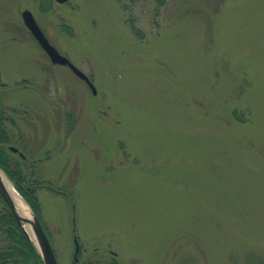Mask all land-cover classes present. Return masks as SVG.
Returning a JSON list of instances; mask_svg holds the SVG:
<instances>
[{"label": "rangeland", "instance_id": "rangeland-1", "mask_svg": "<svg viewBox=\"0 0 264 264\" xmlns=\"http://www.w3.org/2000/svg\"><path fill=\"white\" fill-rule=\"evenodd\" d=\"M0 69L59 264H264V0H0Z\"/></svg>", "mask_w": 264, "mask_h": 264}, {"label": "trees", "instance_id": "trees-1", "mask_svg": "<svg viewBox=\"0 0 264 264\" xmlns=\"http://www.w3.org/2000/svg\"><path fill=\"white\" fill-rule=\"evenodd\" d=\"M155 1L159 4H163L165 0ZM131 28L136 34L140 32L134 25H131ZM7 111L8 110L0 104V165L8 177L14 182L20 194L26 199L36 213L51 240L50 232L37 204L34 207L32 203L34 199H37L35 196L37 188L42 186L51 187V184L46 181L45 183L38 175H35L34 169L31 170L30 168L29 171H27L21 163V160L16 158L8 148L7 144L15 143V135L14 133L11 134L9 130L10 126L6 125L8 119L4 115L7 114ZM12 111L18 112L16 108ZM68 119H71V117ZM68 127L71 129L69 125ZM0 201L2 203L0 207V264H44L36 244L18 224L1 195ZM88 264L94 263L89 262ZM110 264L121 263L113 259L112 261L110 260Z\"/></svg>", "mask_w": 264, "mask_h": 264}, {"label": "water", "instance_id": "water-1", "mask_svg": "<svg viewBox=\"0 0 264 264\" xmlns=\"http://www.w3.org/2000/svg\"><path fill=\"white\" fill-rule=\"evenodd\" d=\"M56 1L63 3V2H66L68 0H56ZM22 17H23L24 23L30 29L32 35L38 41L40 46L47 52V54L49 55L51 60L54 63L68 65L76 74H78L80 77L84 78L88 82L93 93H96V87L94 86V84L92 83L90 78L86 75V73H84L79 67H77L66 55L60 53V51L49 41V39L44 34L43 30L41 29V27L37 23L36 19L34 18L32 12L28 9H25L22 12ZM0 85H1V69H0ZM12 148L14 150L17 149L16 147H12ZM0 169L5 173V171L1 168V166H0ZM7 178L9 179L8 176H7ZM13 186L15 187L14 183H13ZM15 189H16V187H15ZM0 195L2 196V198L5 201V203L7 204V206L10 208V210H11L12 214L14 215L18 224L28 234L29 238L36 244V246H37V248L41 254V257L43 259L44 264H59L57 257H56V254H55V250H54L52 243L50 241V238H49L47 232L45 231L42 223L40 222L38 216L36 215V213L33 211V209L30 206L29 207H30V210L32 213V217L23 216L22 214H20L16 210L12 196L9 193V191L7 190L6 186L4 185L1 176H0ZM28 223H30V225L32 226L31 228H32V231L34 233L35 238H32L29 231L26 229V225ZM75 240H76V244H77L76 245V250H77L78 249V242H77V239H75Z\"/></svg>", "mask_w": 264, "mask_h": 264}, {"label": "flooded vegetation", "instance_id": "flooded-vegetation-1", "mask_svg": "<svg viewBox=\"0 0 264 264\" xmlns=\"http://www.w3.org/2000/svg\"><path fill=\"white\" fill-rule=\"evenodd\" d=\"M66 2H68V1H66ZM65 2V3H66ZM25 9H28V10H30L29 8H24L22 11H21V16H22V12L25 10ZM31 11V10H30ZM32 12V11H31ZM32 14H33V12H32ZM33 16H34V14H33ZM34 18L36 19V17L34 16ZM22 19H23V17H22ZM36 21H37V19H36ZM23 23H24V20H23ZM37 23L39 24V22L37 21ZM24 25L26 26V24L24 23ZM39 26H40V24H39ZM15 27H16V25H15ZM27 27V26H26ZM41 27V26H40ZM27 29L29 30V32L31 33V31H30V29L27 27ZM41 29H42V27H41ZM43 30V29H42ZM43 32H44V30H43ZM45 33V32H44ZM31 35H32V33H31ZM46 35V34H45ZM47 36V35H46ZM32 37H33V39L35 40V41H37L36 39H35V37L32 35ZM48 37V36H47ZM49 39V38H48ZM50 40V39H49ZM51 42V41H50ZM38 43V42H37ZM40 46V45H39ZM42 49V52H43V60H41V63H39V70H40V72H44V73H50L52 70H51V67H53V66H58V65H62V66H65V67H67L74 75H76L78 78H80L81 80H83L86 84H88V82L84 79V78H82V77H80L78 74H76L68 65H64V64H59V63H54L52 60H51V58L49 57V55L47 54V52L43 49V48H41ZM60 51V50H59ZM60 53H62L61 51H60ZM62 54H64V53H62ZM64 55H66V54H64ZM67 56V55H66ZM68 57V56H67ZM69 58V57H68ZM70 59V58H69ZM71 60V59H70ZM42 61H43V63H42ZM72 61V60H71ZM88 75V74H87ZM88 77L90 78V80L92 81V79H91V77L88 75ZM26 81V80H25ZM29 81V80H28ZM28 81H26V82H24V84H27V83H29ZM93 82V81H92ZM2 84H3V82H1V85H0V87L2 86ZM2 105V104H1ZM15 109V108H14ZM69 114H71V113H65V115L67 116V115H69ZM72 115V114H71ZM7 119H8V122L6 123V125L8 126H10L9 127V130H10V132H11V134H13L14 133V131L18 128V131L19 132H16V133H14V135H15V142H18V145H22V146H24V148H26V146H27V141H28V139H29V137L27 138L26 136H25V134H24V132L23 131H21L20 130V128H19V124L16 122V120H15V118L13 117V115H11L10 113L8 114H5L4 115ZM11 127H13V129L11 128ZM9 132V133H10ZM12 147H16L17 149L16 150H14ZM8 148L11 150V152L14 154V156H15V154H18L19 156H21L22 158H24V159H26V160H28V159H33V157L31 156V158H29V156H26V154L23 152V151H21L20 150V148L18 147V146H15V145H9L8 146ZM0 149H1V147H0ZM34 160V159H33ZM32 160V163L34 162Z\"/></svg>", "mask_w": 264, "mask_h": 264}, {"label": "bare ground", "instance_id": "bare-ground-1", "mask_svg": "<svg viewBox=\"0 0 264 264\" xmlns=\"http://www.w3.org/2000/svg\"><path fill=\"white\" fill-rule=\"evenodd\" d=\"M0 176L7 190L12 196L16 210L26 217H32L30 207L26 200L19 194V192L13 186V183L7 178L6 174L0 169ZM30 223L26 225V229L29 231L32 238H35Z\"/></svg>", "mask_w": 264, "mask_h": 264}]
</instances>
